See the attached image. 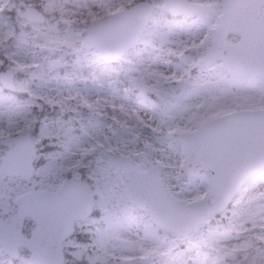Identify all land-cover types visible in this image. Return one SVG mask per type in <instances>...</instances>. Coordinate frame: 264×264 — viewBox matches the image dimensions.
Here are the masks:
<instances>
[{
    "label": "rangeland",
    "instance_id": "1",
    "mask_svg": "<svg viewBox=\"0 0 264 264\" xmlns=\"http://www.w3.org/2000/svg\"><path fill=\"white\" fill-rule=\"evenodd\" d=\"M135 1L0 0V12H5L0 13V69H13L16 87L7 93L0 85V138L34 123L38 145L29 179L0 174V215L15 210L13 196L29 189L52 190L69 174L91 183L95 204L75 227L87 240L64 241L65 264H264V169L225 211L183 238L158 229L147 212L127 201L100 151L103 147L132 162L144 151L160 163L164 185L180 201H193L206 187L183 172L176 134L234 109L264 108L263 78L227 75L218 61L198 65L211 45L220 0H189L211 5L213 12L188 18L163 10V0H148L153 12L146 28L116 64L101 62L94 48L83 46L90 20ZM30 4L38 5L46 22L29 23L17 15ZM21 29L29 44L11 40ZM52 59L61 67L53 68ZM177 80L184 82L178 96L173 92ZM142 88L172 100L165 122L143 98ZM5 150L0 143V157ZM9 258L0 246V264H9Z\"/></svg>",
    "mask_w": 264,
    "mask_h": 264
},
{
    "label": "water",
    "instance_id": "2",
    "mask_svg": "<svg viewBox=\"0 0 264 264\" xmlns=\"http://www.w3.org/2000/svg\"><path fill=\"white\" fill-rule=\"evenodd\" d=\"M221 1L224 7L213 45L200 64L222 59V65L231 73L264 77V0ZM179 2L183 5L180 9L173 8L170 0L163 7L172 13L185 11L188 16L206 8L184 0ZM151 12L149 2L139 1L130 8L94 19L88 25L84 44L96 46L98 54L111 61L137 40ZM21 15L32 21L44 20L34 7H27ZM228 33L238 34L240 39L229 43ZM23 38L22 31L14 36L17 40ZM0 80L5 87L14 88L10 68L0 72ZM182 86V82L175 84L176 94ZM144 95L166 117L172 104L151 92L144 91ZM11 139L15 145H11ZM178 140L184 148L183 168L189 178H200L208 186L204 197L196 201L182 203L164 187L160 164H153L144 152L137 157L145 169H138L125 156L109 155L108 162L115 167L130 201L150 211L151 218L162 229L186 236L206 223L213 213L224 209L238 188L264 167V109L227 113L203 122L192 132L178 134ZM1 141L9 149L2 158L0 172L29 177L34 145L28 129ZM13 202L18 204V210L7 222L0 221V243L14 256L18 246H26L31 252L23 259L27 264H62V240L73 231L74 220L89 214L93 198L87 182L68 178L55 191L30 190L14 197ZM26 216L35 221L30 236L16 228Z\"/></svg>",
    "mask_w": 264,
    "mask_h": 264
}]
</instances>
